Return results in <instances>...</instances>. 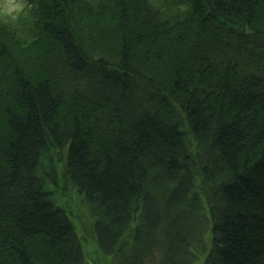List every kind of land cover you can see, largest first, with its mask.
I'll list each match as a JSON object with an SVG mask.
<instances>
[{"label": "trees", "instance_id": "16d2710c", "mask_svg": "<svg viewBox=\"0 0 264 264\" xmlns=\"http://www.w3.org/2000/svg\"><path fill=\"white\" fill-rule=\"evenodd\" d=\"M0 17V264H87L55 151L113 264H264V0H26Z\"/></svg>", "mask_w": 264, "mask_h": 264}, {"label": "rangeland", "instance_id": "374dc122", "mask_svg": "<svg viewBox=\"0 0 264 264\" xmlns=\"http://www.w3.org/2000/svg\"><path fill=\"white\" fill-rule=\"evenodd\" d=\"M26 0H0V17L13 18L24 8ZM43 169L57 168L55 183H49L55 201L69 214L81 239L87 264H113V259L105 255L93 237V216L77 187L63 175V158L55 151L42 158Z\"/></svg>", "mask_w": 264, "mask_h": 264}]
</instances>
